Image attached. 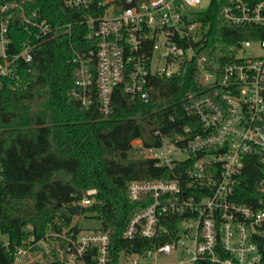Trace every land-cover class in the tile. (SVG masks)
<instances>
[{
    "label": "built area",
    "instance_id": "1",
    "mask_svg": "<svg viewBox=\"0 0 264 264\" xmlns=\"http://www.w3.org/2000/svg\"><path fill=\"white\" fill-rule=\"evenodd\" d=\"M210 2L62 0L66 9L83 12L84 48L71 60L72 95L82 108L94 99L107 117L115 87L146 103L150 78L177 76L183 66H190L202 89L199 95L188 93L183 107L198 127L191 124L172 135L156 131L159 144L150 147L140 139L132 143L171 176L127 185L131 201L152 203L131 218L122 236L129 241L166 236L170 243L142 254L120 251L118 264H147L150 257L173 251L181 257L175 264H264V54L249 50L256 43L264 51V41L236 42L229 49L232 58L215 68L203 51L209 26L200 17ZM221 16L228 26H264V0H225ZM73 28V23L51 26L28 0H0V90L25 89L23 64L52 36H70ZM254 152L262 177L250 195L252 203H242L237 201L239 177L244 159ZM2 175L0 160V180ZM96 196L95 189H86L70 203L67 207L80 210L73 218H82ZM172 216L179 219L171 235L162 221ZM72 220L64 227L56 219L42 236L26 227L29 234L11 253L10 264H112L108 234L100 227L82 229Z\"/></svg>",
    "mask_w": 264,
    "mask_h": 264
},
{
    "label": "trees",
    "instance_id": "2",
    "mask_svg": "<svg viewBox=\"0 0 264 264\" xmlns=\"http://www.w3.org/2000/svg\"><path fill=\"white\" fill-rule=\"evenodd\" d=\"M28 4L51 26L73 23L74 28L70 36H52L30 63L23 64L25 89L0 90V231L8 238L6 245L0 242V264L11 263V253L29 234L26 227L42 236L56 219L64 227L69 225L73 216L67 206L86 189H95L97 196L83 213H94L100 230L108 234L112 264H118L120 251L142 254L154 245L170 243L166 236L152 241L140 237L129 241L122 236L131 218L152 203L148 198L131 201L127 185L171 176L132 143L140 139L144 147H150L159 144L156 131L172 135L191 124L198 127V120L183 111L186 95L202 92L193 80V70L183 66L177 76L151 77L146 103L115 87L112 113L107 117L94 99L84 109L72 95L76 72L71 61L74 51L84 48L83 12L66 9L62 0H28ZM224 4L225 0H211L200 14L209 26L203 51L215 68L232 58L229 49L236 42L264 41V26L225 24ZM261 168L257 153L246 156L237 201L252 203L250 195L262 177ZM178 219L162 221L171 235Z\"/></svg>",
    "mask_w": 264,
    "mask_h": 264
},
{
    "label": "rangeland",
    "instance_id": "3",
    "mask_svg": "<svg viewBox=\"0 0 264 264\" xmlns=\"http://www.w3.org/2000/svg\"><path fill=\"white\" fill-rule=\"evenodd\" d=\"M249 50L252 51L253 54L255 55L264 54V51L260 49L259 45L256 43L252 44ZM157 52L161 53L159 50ZM157 65L159 67H163L164 64L162 61H159L157 62ZM94 216L95 215L92 212H84L82 218H80L79 220H76L75 218H73L72 222L77 223L78 226L82 229H98L100 223ZM7 241H8L7 235L1 233L0 231V242L7 243ZM180 260H181V257H180L179 252L173 251L171 252L169 256L156 254L153 257L149 258V261L147 264H154V262L156 264H175V263H178ZM140 264H143V263L140 262Z\"/></svg>",
    "mask_w": 264,
    "mask_h": 264
},
{
    "label": "water",
    "instance_id": "4",
    "mask_svg": "<svg viewBox=\"0 0 264 264\" xmlns=\"http://www.w3.org/2000/svg\"><path fill=\"white\" fill-rule=\"evenodd\" d=\"M67 211H69L71 215H75V216L80 215V210L78 206H69L67 207Z\"/></svg>",
    "mask_w": 264,
    "mask_h": 264
}]
</instances>
